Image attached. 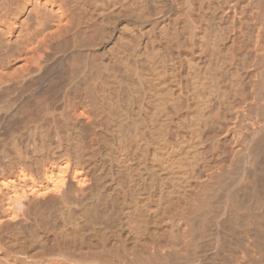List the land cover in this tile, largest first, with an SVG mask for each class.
Instances as JSON below:
<instances>
[{
  "label": "bare ground",
  "instance_id": "bare-ground-1",
  "mask_svg": "<svg viewBox=\"0 0 264 264\" xmlns=\"http://www.w3.org/2000/svg\"><path fill=\"white\" fill-rule=\"evenodd\" d=\"M0 264H264V0H0Z\"/></svg>",
  "mask_w": 264,
  "mask_h": 264
}]
</instances>
